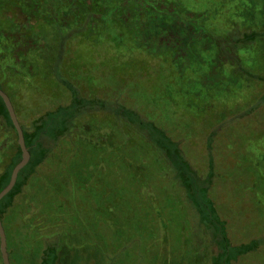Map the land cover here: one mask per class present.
Returning <instances> with one entry per match:
<instances>
[{"label":"rangeland","instance_id":"rangeland-1","mask_svg":"<svg viewBox=\"0 0 264 264\" xmlns=\"http://www.w3.org/2000/svg\"><path fill=\"white\" fill-rule=\"evenodd\" d=\"M0 2V87L23 129L72 88L86 104L62 137H42L48 153L3 217L11 264H38L49 246L58 264H211L210 232L131 112L201 178L212 161L207 195L230 244L259 241L231 264H264V0ZM174 19L188 34L163 47ZM15 38L34 41L28 54ZM16 144L0 117V173Z\"/></svg>","mask_w":264,"mask_h":264},{"label":"trees","instance_id":"trees-1","mask_svg":"<svg viewBox=\"0 0 264 264\" xmlns=\"http://www.w3.org/2000/svg\"><path fill=\"white\" fill-rule=\"evenodd\" d=\"M19 14L22 15L24 22H28V20L30 19V15H24L21 12ZM2 15H5V12L0 14V23H2L1 22ZM7 21L9 22V27L11 29V24H13V20L7 17ZM14 21L16 22L17 19H14ZM167 28L169 30L167 31L170 32L168 33V35H172L170 36V38L173 37V39L170 38L167 39L163 47L167 46L166 44H168V42L171 44V46L175 45V42H177V38L175 37L176 33L177 35H179L178 37H180L181 39H183L182 35L184 36L185 34H188L187 29H184L182 26H178L176 24L175 19L172 22H170L169 25L166 26V29ZM65 30L62 33L54 34L55 35L54 39L57 41L58 38H60L61 36H63V34H65L64 35V40H65V38H67L66 36H69V31L72 30V28L71 26H69ZM5 31L0 26V45L4 42L3 38L5 37L7 38L8 36L7 35L8 33H6ZM197 33L198 31L195 32V34ZM258 36L259 33L256 31L243 32L240 37L235 39V42L237 43L253 42L255 38ZM26 37H27V33L24 34V40L26 39ZM15 39L16 41H14L15 45L13 46L14 48L12 51L16 52L17 50V53L22 52L23 55L28 54V50L30 49V46L34 44V41H29V40L24 41L23 42L24 46H19L18 44L20 42V39L18 41L17 38ZM64 40L61 39V43H60L61 48L64 45L63 42ZM159 40L161 43L163 42V39L161 37H159ZM193 40L194 39H191V42L194 43ZM58 42L60 41L58 40ZM17 45L18 48L15 49ZM4 46L5 45H3V48ZM54 48L55 45L49 48V50H51V53L52 50H54ZM35 51L37 54L36 49ZM46 53H48V51ZM11 55L15 56L14 54ZM54 59H56V57H54ZM244 72L248 76H253L246 70H244ZM71 93H72V99L69 105L58 106L53 111L45 112L42 116L38 117L33 122V129L31 131H27L23 129V127L21 126L23 130L24 142L26 147L28 148L30 158L28 163L19 170L16 182L12 187V189L0 200L1 222L5 214H7V211L13 206L16 196H18L22 192L23 187L27 184L31 175L35 172V169L43 162V160L45 159L48 153V147L44 146L42 137H47L49 139L51 138L53 141H56L58 138L62 137L66 133L70 121L80 113L79 111L81 108L85 107L86 104H83L82 99L78 97V93L74 88L71 89ZM90 102L96 104L95 100H91ZM49 115H55V119H57L56 126L53 122V119L51 118L47 119ZM0 117L2 118L4 124L7 127L12 128L14 133L16 134L11 119L9 117L8 111L1 97H0ZM129 118L133 122L137 121L138 124L140 125L139 126L140 128L141 126L149 127L147 132V137L149 141L163 153L165 159L168 161V163L170 164V166L174 171V178L183 188L185 192V196L188 199V201L195 208L199 216L200 222L203 223L205 229L210 232L212 242L216 247V253L212 258L211 264H231V261L234 260L239 255L245 254L247 252L256 249L259 245L258 240H252L247 244H241L238 246H232L230 244L225 232V223L217 215L216 210L207 195L208 187L211 184V180L213 178L212 161L210 160L208 163V173L206 177L201 178L197 174V172L191 167L189 162L183 157L177 142L173 141L171 138L166 136L165 133L162 130L158 129L153 123L144 124L145 122L140 120L138 114L131 112ZM208 139L210 140L211 138ZM20 158H21V150L19 148V145L16 144V150L14 155L11 157L8 164L0 173V191L7 185L10 179V174L12 172V169L19 162ZM0 264H2V261L0 262ZM38 264H58V254L54 246H49L45 248V250L41 254Z\"/></svg>","mask_w":264,"mask_h":264},{"label":"water","instance_id":"water-1","mask_svg":"<svg viewBox=\"0 0 264 264\" xmlns=\"http://www.w3.org/2000/svg\"><path fill=\"white\" fill-rule=\"evenodd\" d=\"M0 97L2 98L5 104V107L8 111L12 125L16 132L17 144L19 145V148L21 150V158L19 162L13 167L12 172L10 174V179L7 185L0 191V200H1L14 186L16 179H17L18 172L21 168H23L28 163L30 154H29L28 148L25 145L23 130L21 128V124L19 123L17 119L13 105L8 95L2 89H0ZM0 254H1L2 264H11L9 260L8 251H7L6 236H5L3 226H2L1 219H0Z\"/></svg>","mask_w":264,"mask_h":264},{"label":"crops","instance_id":"crops-1","mask_svg":"<svg viewBox=\"0 0 264 264\" xmlns=\"http://www.w3.org/2000/svg\"><path fill=\"white\" fill-rule=\"evenodd\" d=\"M41 164H42V163H41ZM41 164H40V165H41Z\"/></svg>","mask_w":264,"mask_h":264}]
</instances>
